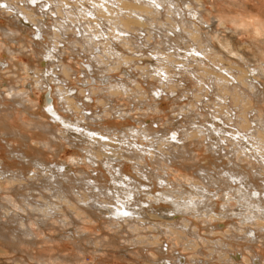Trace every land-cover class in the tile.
Returning <instances> with one entry per match:
<instances>
[{
	"label": "rangeland",
	"instance_id": "obj_1",
	"mask_svg": "<svg viewBox=\"0 0 264 264\" xmlns=\"http://www.w3.org/2000/svg\"><path fill=\"white\" fill-rule=\"evenodd\" d=\"M75 1L76 0H71V3L73 4ZM82 1L83 0H78L76 4L81 6ZM191 1L196 7L197 3L193 2V0ZM38 2H41V0ZM203 2L205 3L204 7L207 9L203 13L204 19L208 23H203L202 20L198 19L199 21H196V33H202L204 31L209 33V37H212L213 43L217 48H219V43L227 42V40H229V35L233 34L234 44L238 46H236V48L232 47V49L237 51L239 48H248V51L241 49L244 51L246 60L249 59L248 62L242 63L239 58H236L237 62L239 61L238 66L242 67L244 70L257 67L259 60L262 61L264 58L261 56V50H258V47H261V52L264 53V43L261 41L264 33L256 32L254 29L256 28V25L254 24H260L264 20V0H203ZM16 3L22 4V0H15L12 4L15 5ZM0 4L4 5L0 8V160L4 161L2 165L3 169L9 171V177L7 175L5 177L0 176V201L6 202L12 199H20L21 201L22 197H18L16 194L17 189L21 192L25 190L23 193H27L28 190L26 189H28L32 183L38 185V183L44 179L42 172L37 173L35 168H33V164L29 165L26 160L21 159L22 152L24 153L23 155H27L28 157L42 156L43 159L47 163L49 162L50 165L56 162H65L71 169L68 171L66 170V172L70 175V177L74 178L69 185L72 184L74 186H72L73 191L75 190V192H68L69 194H67L70 201H58L59 205L62 204V207L56 216H53L52 218L46 216L47 218L43 221L40 214H30L31 216L28 215V217L31 218L28 223L36 232V244L22 242L20 245L21 247L19 246V248H17L18 250H13L11 247H8L3 240H1L0 246L4 244L6 247L1 246L0 248V264H43V256H47V258H49L50 255L55 254L69 255V257H67L68 259H62L60 264H154L155 260L156 264L157 261L160 262L162 260L156 259L162 255L158 252L160 248H162L163 252H165L164 256L170 259L180 256L183 258L186 257L188 264L195 263V261L200 263L202 260L204 262L202 264H229L228 257H230V254L239 257L238 261L240 264H250L254 261V253L256 257H259L260 255L259 259L261 260L259 264H264V210H260V214L258 209L254 208V211H256L255 218L248 219L246 216L247 212L244 211V208L241 209L242 207L240 206L244 200L243 198H239V194L235 189V187H244L242 180L234 178L236 185L231 188H229L228 185H230L229 183L232 181V177L225 181L220 180L222 177H227L225 170L228 171L229 168L236 167L233 163H237L242 167V169L248 171L251 181H253L252 183L255 185H248L251 191L254 193L255 187H257L262 192L260 194L264 199V173H262L264 172V169L260 170V168H264V162L261 163V166H259V162H262L263 159L260 156H257L256 152L251 155L248 150V155L236 152L232 156V153L230 152L232 151V147L227 146L228 144L221 140L219 142L224 144L223 147L227 146V149L225 150L224 148H219L218 150L220 152H215V149L213 148L214 146H211L210 148V145H212L211 142L213 141L210 139L209 131L206 130L207 126L212 128V122H218L223 128L235 131L237 129V126L235 125L237 124V121L234 119L235 112H238V114L241 115H247V118L251 120V118L259 114H257L256 110H254L256 107L258 110L261 108L259 112L264 114V101L258 102L255 98L250 96V98L253 99H250L251 101L245 105L242 104V108H239L237 105H234L235 102L232 101V99L230 102V99L227 98L225 103L222 102L225 105L229 103L232 104L227 109V106L225 108H221L218 105L219 98L216 97V95H211L213 105L210 104L209 107H203L202 103L199 102V100H196V97L202 93L199 90L200 85H204L207 88L208 83L196 82L193 78H189L190 80H188V78L182 76L177 77V79H179V85L184 89L181 88L177 91H170L168 93L167 91H164L163 98L161 99L152 97V88L154 85H150V81L151 84L155 81L149 79L148 84L146 83L145 85L144 79L148 70H152L148 58L151 55L150 49L152 50V48L149 46L143 48L144 52L141 54L139 51L142 48L135 49L133 46H130L133 50H128V48H123V45L120 47L119 44H116L125 54V56L121 57L122 62L120 57L118 62H114L118 67L121 66V68H116L107 73L105 70L101 73V70H103L106 65L108 66L110 62L100 68L98 65L99 63L92 60L93 57L91 56L92 52H90V49L83 50L81 46H72L71 43L64 40L65 42H59L57 47L61 50H65V52L64 50L62 51V56L60 55V57L63 58L65 64H70L73 67V70L71 68L65 69L66 67L62 68L60 66L59 68L55 66L59 63L58 58H55L53 62H50V64L52 63L54 65H48L49 67L44 65L42 66L40 63L38 64V62H45L48 52L44 47H42L43 44L41 42L47 45L49 44V48H52V51L54 49V45H56V39H51L48 32L47 34L44 33L42 37L43 41L37 40V29L33 22L29 23L30 25L25 28V32L17 30V32H19L16 35H13L11 32H7L6 28L16 30V25H18L19 22L14 18H17V16L21 18L22 14H18L15 8L12 9L7 7L9 5H7L5 1L0 2ZM13 5H11V7H14ZM183 8H185L184 5ZM43 9L47 10L48 6L43 7ZM208 10L212 12V15L213 13L216 15L218 12L227 28L223 27L221 23H216L214 17L207 12ZM47 16L48 17L46 18V16L42 17L40 15V18H42L44 25H47L49 29H53L54 24H52V19H56L57 17H55L54 12L48 13ZM132 27L133 26L131 25L130 28ZM228 28L232 30H229ZM140 33L141 32H137L136 34ZM69 38L72 40L73 34H70ZM33 41L39 42L35 44ZM140 44H142V41L139 39L138 45ZM188 44L191 45V42L187 43V46ZM102 48L104 49V45ZM178 51L185 52L184 49ZM170 52H173V50H170ZM220 54L223 59L226 56L224 59L225 61L227 60L226 62H229L232 58H234L230 56L229 53L227 54V52ZM136 55H139V57L142 56L143 61L138 60L135 61V63L132 61L128 63L123 62L124 57L132 58ZM111 58L104 57L107 61L108 59L113 61ZM104 59L103 61L106 62ZM101 60L99 59V61ZM120 62L122 63L121 65ZM89 63L96 64L95 68H93L95 71L92 68L91 70L86 68V65ZM259 63L261 64L262 62ZM135 64L137 66L140 65L139 67L142 68H136ZM52 67L56 68V72H60L61 70L63 71L64 69V71L61 72L63 75L61 76V74H59V76L61 78H65V80H62V82L56 80L57 83L59 85L62 83V86L64 85L63 88H66L65 90L69 89L68 87L73 88L72 92L75 99L72 98V102L74 101L73 104L75 103L74 106L77 107L78 110H71L68 108L67 103H63L62 105L59 102L58 96L53 94L56 90V87L54 86L56 82L51 80L50 83L53 87V93H51V96L55 98L56 109L61 115L69 117V119L75 120L76 117L81 118V115L83 114L92 116L96 119H91L89 126L97 128L101 124L102 126L105 125L111 129L115 127L116 129L119 128L120 131L117 130L116 132L121 139L125 136L123 133L124 131L127 133L130 132L128 128H135L138 130L143 126H150L152 129L157 130L158 135H166L168 133L167 131H169L170 128H173V126L179 127V131L186 130L188 127H196L197 125L201 126V129L203 128V132H197L198 134L195 132L196 135H194V131H191L187 133L186 138L183 137L182 140H179V149L174 150L175 157L177 159L175 157L171 159L169 154L164 156V165L160 168L155 167L156 165L151 161V157L149 156H146L149 167L145 165L143 167L141 164H136L135 161L130 159L125 160V158L119 159L117 161L119 163L113 162L116 167H122L126 173L133 175L139 181L150 184L147 188L152 189L154 195H158L160 191H163V189L170 191L172 189H177L183 194H178L176 197L180 198L184 196L188 197V200L192 199L193 195L196 196L195 199H200L199 197L201 196L200 194H202L201 192L205 195L207 194V196H209L210 203L214 205L213 211H210V213L206 215V210L203 209L205 214L202 213V211L193 213L194 215L192 213H188L185 214L186 219L181 218L178 220L181 224L188 221L192 224V226L189 227L191 228L190 234L186 232V230L189 229L188 227H181L180 224L175 225V222H170L168 219H165L166 216L165 218L163 216L156 218L146 217L147 227L141 232H136L135 234L130 233L129 235L126 230L121 231L115 225L105 222L107 220V215H104L105 217L103 215L96 217L92 215L88 216V214H85L86 211L83 212L81 208H77L84 205L81 201L79 203L78 199L81 198L82 195H89L90 193L86 187H83L82 190H85L86 192H82V195L80 192V194H77L76 196V189H80L81 186L79 185V181L75 180V178H81L80 173L85 174L82 175V177H92L91 179H95L94 181L100 185L105 184V186H109L112 184L111 173L109 171L112 170V167L108 168L105 166V162H102V158L104 157L103 153L109 152L107 149L109 147H106V149L103 147L100 148L101 151H104L101 152L99 150V158H102L101 160L97 158V163L94 164L87 159L86 152L80 147L83 146L81 143L78 146H75V143L77 142L73 139V137L70 138L71 141H68L67 138L59 133L57 138H54L51 133L49 134V129L59 132L61 128H64V125L60 120L55 121L57 122L55 123L51 114L47 113L43 108L44 99L48 94L46 87L48 84V77L52 76L53 78H56V74H53L52 72L54 69ZM47 69L49 71H47ZM126 73H128V75ZM84 74L88 75L84 76ZM99 76H104L108 80L106 79L103 81ZM121 80H126L128 82V87L135 90L137 89L136 87H138V84H141L143 89L146 90V94H135L131 95V97L126 93H122L120 95L111 94V90L107 87L110 83L120 85L121 83L119 82ZM205 80L209 82L208 78ZM260 80L264 87V78H260ZM42 82L43 84H41ZM101 87L104 91L101 90ZM105 88H107V90ZM197 89L199 91H197ZM67 91V95H71V91ZM175 98L177 100H175ZM207 99V96H204V101H207ZM190 102H195L194 104L199 106V111H202L204 114L202 116L195 115V118L191 117L190 119L187 117V114L177 115V111H173V104L176 106L179 105L178 107H180L181 104H189ZM155 103L158 104V106L160 105L159 107L162 108H160V111L155 109V106H157ZM150 105L153 107H150ZM79 108H81V111ZM220 111L222 112L220 117H223L224 122L222 118H216ZM97 115H101V117H97ZM209 120L211 123H208ZM176 121L179 122L177 123ZM189 122L192 123L190 124ZM86 123L87 122L85 121L84 124ZM250 123L252 125L254 124L253 121ZM174 124H176V126ZM51 125L52 127H49ZM236 134H238V132ZM172 135L173 130L169 133V137ZM113 137L115 139L117 138L116 135ZM222 144L218 145L222 147ZM126 148L127 147L122 144L121 146H117L115 150L117 154H122L124 151V154H127L125 157H128L129 153L125 150ZM162 149H164V146H162ZM167 157H169L171 161ZM76 158L82 159L85 162L72 160ZM230 158L233 163H231L232 161L230 162ZM256 158H259V161H257ZM213 162L216 163V166ZM150 166H153V169H155L160 176L162 175L163 178L168 180V182L166 180L159 179V175L157 176V174H151L149 178H144L139 175V170L141 172H149L148 170L150 169ZM201 167L209 168V175L207 174L206 179L203 178L205 175V173H202L203 170L199 171ZM21 169L24 171L25 176L19 175V178H13L12 172L15 170L20 171ZM136 184L138 183L136 182ZM196 185H198V187L205 186L207 187V190L202 191L203 188H198ZM71 195H73L74 199L71 198ZM142 198L146 199L147 197L144 195ZM199 201L201 200H198V202ZM238 201L240 202L238 203ZM11 204L12 203H10V205ZM20 204L23 203L20 202ZM159 205H163L162 208L172 207V203H166L165 200L154 203V206L158 207ZM16 210L25 214V212L19 208H16ZM72 210L74 211V215H77L74 219L71 215L73 212ZM237 210H242L243 212H239H242L245 215H242L241 213L239 214ZM60 212L62 213L60 214ZM160 213L161 212H157L156 214ZM236 213H238V215ZM79 214L81 217L78 216ZM9 216L11 215H2L5 221L9 220ZM243 216L246 217L244 218ZM158 225H162L161 227L166 230V233L161 234ZM237 225L239 228H237ZM246 225H248L249 228ZM163 226L165 227L163 228ZM193 229H195V231ZM184 231L185 234L180 235V233H183ZM253 231L256 232L254 233ZM254 234L257 235V240L254 239ZM246 236L249 239H247ZM101 242L103 243L104 248H108L103 249V252L95 247L96 243ZM217 243L220 246V249L216 251L215 249L217 247ZM222 244H224V247ZM106 245H108V247ZM20 250L23 251L20 252ZM227 251H230L231 253L227 255ZM26 253L31 254L28 255ZM48 253L49 256L47 255ZM226 255L228 257H226ZM239 262L236 264H239Z\"/></svg>",
	"mask_w": 264,
	"mask_h": 264
},
{
	"label": "bare ground",
	"instance_id": "obj_2",
	"mask_svg": "<svg viewBox=\"0 0 264 264\" xmlns=\"http://www.w3.org/2000/svg\"><path fill=\"white\" fill-rule=\"evenodd\" d=\"M2 1H5L6 4L9 5L7 7H10L12 9L15 8L18 14L19 13L22 14L21 18H19L18 16L17 18H14V19H17L16 21L19 22L18 25H16V30L6 28L7 32H11L13 35L18 34L20 30L25 32V28H27L30 25L29 24L30 22H33V24L36 26V29H37V32H36L37 40L43 41L42 37L44 33L47 34L48 32H49V36L51 39H56V43H55L56 45H54L53 47L54 49L52 51H51L52 48H49V44L47 45L41 42L43 44L42 47H44L46 51L48 52L45 62L43 61L38 62V64L40 63V65L42 66L43 65L44 66L54 65L52 63L50 64V62H53L55 58H58L59 63H57L55 66L59 68L60 66L62 68L66 67L65 69L73 68L70 64H65L63 58L60 57L64 49L61 50L60 48L57 47L59 42L68 41L69 43L72 44V46L73 45L74 46L77 45L79 47L81 46L83 50L90 49V52H92V54L91 53L90 54L93 57L92 60L97 61V63H99L98 65L100 66V68H102L104 65L110 62L108 66L106 65L103 68V70H101L102 71L101 73H103L105 70L107 73L116 68H119V69L121 68V66L118 67L114 62H118L119 57L122 62L121 57L125 56V54L121 50V48H119L116 44H119L120 47L123 45L124 46L123 48H126V49L128 48V50H133L132 48H130V46H133V48L135 49L142 48L139 51L141 54H143L142 52H144L143 48H146L149 46L150 48H152V50L149 48L151 51V55L150 57H148L150 61V67L152 68V70H148L147 74L145 75V78L144 76L143 78L145 79V85L146 83L148 84L149 79H152L155 81L153 82V84H151V81H150V85H154L152 88V92H153L152 97L161 99L163 98L164 91L165 92L167 91L168 93L170 91L173 92V91H177L178 89H181L182 87L179 85V82H178L179 79H177V77L182 76V77L188 78V80H190L189 78L191 79L193 78L196 82L208 83L207 88L204 85H200L199 90L202 93H200L198 97H196V100H199V102L202 103L203 107H206V106L209 107L210 104L213 105V101L211 97L215 95L216 97L219 98L218 105L221 108H225L227 106L226 107L227 109L228 107H230V105H232L231 103L227 105L223 104L226 102L227 98L230 99V102L232 99V101L235 102L234 105H237L239 108L245 105L246 103H249V101H251L250 99H253V98H255V100H257L258 102L264 101V87L260 80V78H264V60H263L264 53L261 52L262 48L258 47V50L259 51L261 50L260 53L263 58L262 61L259 60V62H262V63L260 64L258 62L257 67L244 70L242 67L238 66L239 61L237 62L236 58H239V60L242 63H247L249 59L246 60V56L244 55L243 50L248 51V48H245V49L239 48L237 49V51L235 49H232V47L236 48V46H238L234 44L233 34L229 35L228 37L229 40H227V42L219 43V48H217L215 44L213 43L212 37L211 36L209 37L210 35L209 33H207L206 31L202 33H196L197 31L196 21L202 20L203 23H208L204 19L203 13L207 9L206 7H204L205 1L203 2V0H193V2L197 3L196 7L194 6L191 0H83L81 6L76 4L78 0H76L73 4L71 3V0L70 1L69 0H41V2H38L40 0H22V4L16 3L15 5L12 4L15 0H0V2ZM182 4L185 6V8H183ZM11 5H13L14 7H11ZM45 6H48L47 10L43 9V7ZM50 12H54L55 17H57L56 19H52L53 21L52 24H54L53 29H49L47 25H44L42 18H40V15L42 17L46 16L47 18L48 17L47 14ZM207 12L210 15H212L211 11L208 10ZM187 15H188V18H187ZM212 16L214 17L216 23L218 24L221 23L223 27L227 28V26L223 22L218 12L216 15H214L213 13ZM226 20H229V19H226ZM131 25L133 26L132 28H130ZM254 25H256L255 26L256 28H254L256 32L264 33V20L262 21V23L260 24L258 23ZM17 30L19 31L17 32ZM229 30H232V29H229ZM137 32H141V33L136 34ZM70 34H73L72 40L69 38ZM139 39L142 41V44L140 45H138ZM39 41L37 42L33 41V42L37 44ZM261 41L264 43V36L263 38H261ZM189 42H191V45L188 44L187 46V43ZM102 44L104 45V49L102 48L103 46ZM179 48L184 49L185 52H179L178 50L180 51L182 50ZM56 49H57V54H56ZM170 50H173V52H170ZM223 52H227V54L229 53V55L234 58H232V60H230L229 62H226L227 60L226 61L224 60L226 56L224 57V59L222 58V56H220L221 55L220 53H223ZM104 57H107V58L112 57L111 59H113V61H110L109 59L107 61L106 59H104ZM99 59L100 60L102 59V60L99 61ZM103 59L106 60V62H104ZM138 60L143 61V57L142 56L139 57V55L138 56L136 55L135 57H132V58L124 57L123 62L128 63L132 61L135 63V61H138ZM121 62H120V65L122 64ZM32 66H35V65H32ZM86 66H87L86 67L87 69L91 70V68L92 69L95 68L96 64L89 63ZM139 66L136 65L135 67L142 68ZM52 68H54L52 72L53 74H56V78H53L52 76L48 77V80H47L48 84L46 86L48 94L46 95L44 99L43 108L47 113L51 114V116L54 118L53 120L54 122L57 120L58 121L60 120L61 123L64 125V128H61V129L59 128L60 129L59 132L53 129H49V134L51 133V135L54 138H57L58 133H59L60 135L67 138L68 141H71L70 138L73 137V139L77 142L75 143L76 145L75 144L73 145L78 146L81 143V145L83 146H80V147L83 149V151L86 152L87 159L94 164L97 163L96 162L97 158L100 160L102 158V157L99 158L100 148L103 147L106 149V147H109L107 148L109 152H104L101 150L100 151L104 152L103 153L104 157L102 158V162H105V166H107L108 168L112 167V170H109L111 173L112 184H110L109 186H105V184L100 185L96 181H94L95 179L92 180L91 179L92 177L85 178V176L82 177V175H85V174L80 173L81 178H75V180L79 181V185L81 186L80 189L79 188L76 189V196L77 194L79 195L80 192H81V195L83 194L82 192L85 191V190L84 191L82 190L83 187L84 188L86 187L90 193L89 195L84 194L82 195L83 198L81 197L78 199L79 203L81 201V203H84V205H81V207H77V208H81L83 212L86 211L85 214H88V216L92 215L96 217L100 215H103V216L107 215V220L105 219L106 220L105 222L115 225L121 231L126 230L129 233V235L130 233L135 234L136 232H141L147 227L146 217L156 218V217L164 216L165 218L166 216L165 219H168L170 222L172 221L175 222L176 223V224L174 223L175 225L180 224L181 227L189 228L192 226V224L189 221L186 223L183 222L182 224L178 222V220H180L181 218L183 219L185 218V214H188V213L193 214V213H196V212L198 213L201 211L202 213H204L203 212V209H204L206 210L205 212L206 215H208L210 211H213L214 205L210 203L209 196H207V194L205 195L203 192H201V190L200 192L202 194H200L201 195L199 197L200 199H195L196 196L193 194H192L193 195L192 199L190 200H188V197H184V196L178 198L176 197V195L178 196V194H183V193L177 189H172L171 191L163 189V191H160L158 195H154L153 190L147 188L149 187L150 184L148 183L146 184V183L139 181L133 175L126 173L122 167L120 166L116 167V165L113 163V162H117L121 158L122 159L125 158V160L126 159L133 160L135 161L136 164H141L144 167V165L148 166L149 164L146 159V156H149L151 157L150 158L151 161L156 166L154 164L153 165L156 168H160L162 167V165H164V162H163V159L165 158L164 156L169 154L171 159L175 157L174 150L179 149L178 148L179 140H182L183 137L186 138L187 137L186 135L188 132L194 131V135H196L195 132L196 133L203 132L204 130H202L203 128L201 129V126L197 125L196 127H192V128L187 126L188 128L186 130L179 131V127H174L172 124L173 128H170L169 131H167L168 133L166 135H158L157 130L152 129V127L150 126H143L142 128L138 130L135 128H128L130 132L127 133L124 131L123 133L125 136L123 139H121L116 132L117 130L118 131L120 130L119 128L116 129L115 124H114L115 126H112V127H115L113 129L105 125L102 126L101 124L99 127L93 128L89 126L91 122L90 120L96 119V118H93L92 116H88L84 114L81 115V118L76 117L75 120L69 119V117H65L61 115L56 109L55 98L51 96V93H53L52 91L53 87L50 85V83H51V80L53 82H56V84H54V86L56 87V90H55V93L53 94L58 96L59 102L62 105L63 103H67L68 108H70L71 110H78V108L74 106L75 103L73 104L74 101L72 102V98L75 99V96L73 95V92H72L73 88L68 87L69 89L67 90L71 91V95H67L68 91L65 90L66 88H63L64 85L62 86V83L61 85H59L56 81V80H59V82H62V80H65V78H61L59 76V74H61V76L63 75V73L61 72H63L64 69L63 71L61 70L60 72L57 71L58 72L57 73L56 68L55 67H52ZM47 71L49 70L47 69ZM126 74L128 75V73ZM86 75L84 74V76ZM66 78H67V75H66ZM101 78H102L101 80L103 81L107 79L104 76H102ZM207 78L209 79V82L205 80ZM119 83L121 84L117 85L116 83L115 84L110 83V85L106 87L109 90H111V94L113 95H120L122 93L123 94L126 93L128 94V96L131 97V95H135V94H141V93L142 94L144 93V95L146 94V90L143 89V86H141V84H138V87H136L137 89L135 90V89L128 87L127 85L128 82L126 80H121ZM41 84H43V82ZM107 88L105 89L107 90ZM101 90H103L102 87H101ZM199 90L197 89V91ZM194 95H197V94H194ZM204 96H207L208 98L207 101H204ZM250 96H252L253 98H250ZM175 100L177 99L175 98ZM194 103L190 102L189 104H183V105L181 104L180 107H178L179 105L176 106L175 104H173L174 106L172 108L174 112L175 111L178 112V113L176 112L177 115L187 114V117H189L190 119L191 117L195 118V115L202 116L204 113L202 111H199L200 110L199 106ZM156 105L157 106H155V109L160 111V108H161L159 107L160 105L159 106L158 104ZM150 107H153V106L150 105ZM81 108H79L80 111H81ZM254 110H256L257 114L258 113L259 114L251 118V120L247 118V115H241V114H238V112H235L234 119H236L235 121H237V124H235L237 126V129L235 131L231 129L223 128L222 125L220 126L218 122H212V125H211L212 128H210V126H207L206 130L209 131L210 139H212L213 141L211 142L212 145H210V148L211 146L212 147L214 146L213 147L215 149L214 151L218 153L219 148L220 149L224 148L226 150L227 146L229 147L231 146L232 151L230 152L232 153V156L236 152H238L239 154L248 155L247 150L251 153V155H253V153L256 152L257 156H260L263 159L262 162L261 161L259 162V166H261V163L264 162V114L262 112H259L257 107ZM221 113L222 112L220 111L219 115L216 116V118L220 117ZM97 117H101V115H97ZM220 118H222L224 122L223 117L221 116ZM85 121L87 122L86 124H84ZM251 121L254 122L253 125L250 123ZM189 123L191 124L192 122H189ZM208 123H211V121L209 120ZM174 125L176 126V124ZM49 127H52V125ZM172 130H173V135H175L174 139H173V135L169 137V133ZM236 131L238 132V134H236L237 133ZM114 135L117 136L116 139L113 137ZM220 140L225 141L228 145L226 147L225 146L223 147L224 144L220 143L219 142ZM122 144H124L125 147H127L125 150L128 151L129 153L128 157H125L127 154L126 153L124 154V151L122 154L116 153V150H115L116 147L119 145L121 146ZM218 144H222V147L219 146ZM162 146H164V149H162ZM23 154L24 153L22 152L21 159L26 160L28 162L27 164L29 165L33 164V168H35V171L37 173L42 172L44 179L41 180L40 183H38V185H36L35 183H32V185H30L28 189H26L25 187V189L28 190L27 193L26 192L23 193L25 191L24 188H23L24 190L23 192L17 189L16 194L18 195V197L19 196L22 197L21 201L19 198H18L19 200H13L12 198H10L12 199L10 201L9 200L6 202L0 201V241L3 240L4 243H6V245H8V247H11L13 250L19 248L22 242H26L29 244H36V241H35L36 232L32 228V226H30V224L28 223V221L31 219L30 217H28V215L31 216L30 214H34V215L40 214L42 216L43 221L47 218L46 216H49V218H52L53 216H56L59 213L60 208L62 207V204L60 203L61 205H59L58 201L60 200H62V202L63 200H66V202L70 201V199L67 197V194H69L68 192H75V190L73 191L74 186L72 184H70L71 186L69 185V183L74 178L70 177V175H68V173L66 172V170L68 171L71 169L65 162H61V163L51 162L52 165H50L49 162L47 163L43 159L42 156L28 157L27 155H23ZM167 158L171 161L169 157ZM231 158H230V162L232 161ZM72 160L77 161V162L79 161L85 162L79 158L72 159ZM256 160L259 161V158H256ZM3 162L4 161L0 160V165H1L0 176L5 177L6 175L8 176L9 171L3 169V166H2ZM231 163H233V161ZM213 164L216 166L215 162H213ZM233 165L236 167H233V168L231 167L228 169V171L225 170L227 173V177H222L220 178V180L225 181L232 177V181H230L229 183L230 185H228L229 188L236 185L234 178L242 180V183H244V187L242 188L235 187V189H236V192L239 194V198L240 199L243 198L244 200L240 204V206L242 207L241 209L244 208L245 209L244 211H246L249 214L248 215L245 212L248 219H253L256 216V213H255L256 211H254V208H257L258 212L260 210H264V199L261 197V194H260L262 192L257 187H255V191L253 193L248 186V185H251V186L254 185V183H252L253 181H251V177L249 176L248 171L242 169V167L238 165L237 163H233ZM208 169L209 168H206V167H201L199 169V171L203 170L202 173H205V175L203 176V178L205 179L208 174ZM263 169H264L263 167L260 168V170H263ZM148 171L149 172H143V171L141 172L139 170V175L144 178H149L151 174H157V176L159 175L158 172H156L155 169H153V166H150V169ZM19 175L25 176V173L22 169L20 171L15 170L12 172L13 178H19L18 177ZM158 177L161 180H166L165 178H163L162 175L161 176L159 175ZM166 181L168 182V180ZM136 182L138 184H136ZM196 187H198V185H196ZM200 187L203 188L202 191L207 190V187L205 186H200ZM144 195H146L147 197L146 199L142 198V196ZM71 198H73V195H71ZM161 200H165L166 203L167 202L172 203V207L162 208L163 205L162 206L159 205L158 207L154 206V203L160 202ZM198 200H201V201L198 202ZM20 202H22L23 204H20ZM239 202L240 201H238V203ZM10 203L12 204L10 205ZM199 203L204 204V205H200ZM16 208L21 209L22 211L25 212V214H22L23 212L21 213L17 211ZM239 211H242V210H239ZM239 211L237 210V212ZM157 212H161V213L156 214ZM242 212H239V214L241 213L243 215L244 213ZM61 213L62 212H60V214ZM259 213L261 214V212ZM1 214L5 216L10 214L11 216H9L8 221H5ZM236 214L238 215V213ZM71 215L73 219L75 216H77V215H74V211L71 213ZM78 216L81 217L80 214ZM161 226L162 225L159 226L160 233L161 234L166 233V230L162 229ZM246 226L249 228L248 225ZM164 227L165 226H163V228ZM237 228H239L238 225H237ZM190 229L191 228L186 230V232L189 234L191 232ZM193 230L195 231V229ZM171 232H174V231H171ZM184 234H185V231L183 233H180V235H184ZM232 236H235V235H232ZM254 236H253L254 239L257 240V235L254 234ZM247 239L249 238L247 237ZM110 243H111V240H110ZM223 243L225 244L224 241ZM224 244H222L223 247H224ZM216 245L217 247L215 250L217 251L218 249H220L219 248L220 246L218 245V243ZM1 246L3 247L5 245L3 244ZM106 246L108 247V245ZM95 247H97V249L101 250L102 252H103V249H108V248H104V245L102 242L96 243ZM21 251L23 250H20V252ZM158 252L161 253L162 255L156 259L157 260L162 259V260L160 262L157 261L156 264H188L186 257L183 258L180 256V257H175V258L170 259L164 256L165 252H163L162 248H160ZM229 253L231 252L229 251L227 255H229ZM26 254L30 255L31 253H26ZM47 255L49 256V253ZM227 255L226 257H228ZM253 256H254V261L250 264H259L261 260L259 259L260 255L259 257H256L254 253ZM43 257H44L42 258L43 264H60L62 259H66L67 257H69V255L66 256L62 254H55V255H50L49 258H47V256L46 257L43 256ZM228 258H229V264H236L239 262L238 261L239 257L233 254H230V257ZM155 261H154V264H155ZM202 263H204L203 260L200 263L195 261V263H192V264H202ZM206 264H209V263H206Z\"/></svg>",
	"mask_w": 264,
	"mask_h": 264
},
{
	"label": "snow or ice",
	"instance_id": "obj_3",
	"mask_svg": "<svg viewBox=\"0 0 264 264\" xmlns=\"http://www.w3.org/2000/svg\"><path fill=\"white\" fill-rule=\"evenodd\" d=\"M2 6H4V5H0V7H2ZM175 138V135H173V139ZM125 214H127V213H125Z\"/></svg>",
	"mask_w": 264,
	"mask_h": 264
}]
</instances>
